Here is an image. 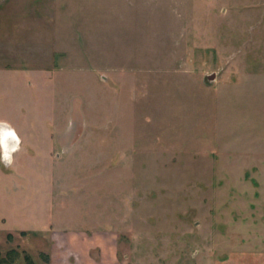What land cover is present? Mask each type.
Returning a JSON list of instances; mask_svg holds the SVG:
<instances>
[{"label":"rangeland","instance_id":"obj_1","mask_svg":"<svg viewBox=\"0 0 264 264\" xmlns=\"http://www.w3.org/2000/svg\"><path fill=\"white\" fill-rule=\"evenodd\" d=\"M0 123V231L264 256V0H0Z\"/></svg>","mask_w":264,"mask_h":264},{"label":"crops","instance_id":"obj_2","mask_svg":"<svg viewBox=\"0 0 264 264\" xmlns=\"http://www.w3.org/2000/svg\"><path fill=\"white\" fill-rule=\"evenodd\" d=\"M5 221L6 219L2 217L0 223L3 224ZM49 227V231H45L42 236L40 232L27 230L25 227L14 231H0V253L6 255L11 250H19L20 256L15 264H119L114 242L110 252L106 248L105 241H97L88 231H59L51 225ZM19 231L21 236L17 238L15 232L19 233ZM26 233L27 235L23 237L22 235ZM10 236H14L15 241H9ZM26 257L30 258L31 263ZM223 263L264 264V256L252 252L234 254L228 261L220 264Z\"/></svg>","mask_w":264,"mask_h":264},{"label":"bare ground","instance_id":"obj_3","mask_svg":"<svg viewBox=\"0 0 264 264\" xmlns=\"http://www.w3.org/2000/svg\"><path fill=\"white\" fill-rule=\"evenodd\" d=\"M6 133H12L13 134V135L8 136V139H7L8 150L11 151V149H13V148L18 149L20 139H19L18 135L16 134V131L9 124L0 123V137L4 136ZM13 154H14V152L11 153L12 159H13ZM11 162H12V160H11ZM11 162H10V164H11Z\"/></svg>","mask_w":264,"mask_h":264},{"label":"clouds","instance_id":"obj_4","mask_svg":"<svg viewBox=\"0 0 264 264\" xmlns=\"http://www.w3.org/2000/svg\"><path fill=\"white\" fill-rule=\"evenodd\" d=\"M10 135L13 134L6 133L4 136L0 137V163H4L5 166H8L12 160L11 153L17 150L16 148L11 149V151L8 150L7 139Z\"/></svg>","mask_w":264,"mask_h":264},{"label":"trees","instance_id":"obj_5","mask_svg":"<svg viewBox=\"0 0 264 264\" xmlns=\"http://www.w3.org/2000/svg\"><path fill=\"white\" fill-rule=\"evenodd\" d=\"M11 238L12 237L10 236L9 239ZM19 256L20 253H18L16 250H11L6 255H2L0 253V264H15V261L19 258ZM26 259L29 260V262L31 261L29 257H26Z\"/></svg>","mask_w":264,"mask_h":264}]
</instances>
